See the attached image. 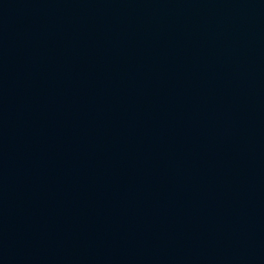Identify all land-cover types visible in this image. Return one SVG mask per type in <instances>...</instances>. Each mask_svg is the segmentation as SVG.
I'll return each instance as SVG.
<instances>
[{"label": "water", "instance_id": "1", "mask_svg": "<svg viewBox=\"0 0 264 264\" xmlns=\"http://www.w3.org/2000/svg\"><path fill=\"white\" fill-rule=\"evenodd\" d=\"M0 264H264V0H0Z\"/></svg>", "mask_w": 264, "mask_h": 264}]
</instances>
